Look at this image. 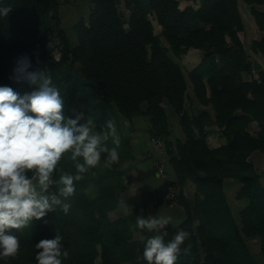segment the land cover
Here are the masks:
<instances>
[{
	"label": "trees",
	"instance_id": "trees-1",
	"mask_svg": "<svg viewBox=\"0 0 264 264\" xmlns=\"http://www.w3.org/2000/svg\"><path fill=\"white\" fill-rule=\"evenodd\" d=\"M91 1L88 20L75 25L79 42L73 45L62 26L60 0H0V8L12 9L7 17L0 16V86L21 96L35 90L26 80L13 78L16 61L26 56L28 71L51 76L64 98L66 116L83 113L80 123L92 117L97 130L113 120L120 138L119 163L83 174L66 201L71 205L67 214L57 208L30 227L10 232L19 237V256L0 259V264H36L35 244L56 232L70 253L64 264H147L140 236L152 233L135 227L136 217H148L147 206L140 212L136 202L123 197L130 188L125 166L137 154L122 121L132 125L139 116L149 120L150 139L166 143L167 169L175 176L185 212L177 226L162 230L166 240L180 229L190 233L177 264H260L248 240H259L264 257V184L250 159L256 151L264 153V69L251 60L242 38L239 0L185 6L181 0ZM244 1L252 5L262 32L251 49L264 54V10L257 7L264 0ZM54 39L59 57L51 49ZM192 49L203 55L186 75L175 58ZM190 86L204 109L188 110ZM169 109L179 117L183 132L175 142L170 139ZM254 122L256 134L250 132ZM210 126L220 129L224 144L210 145ZM107 144L115 147L111 137ZM60 168L75 174L69 154ZM227 179L240 182L237 198L248 200L238 217L228 199ZM189 183L195 186L191 198L185 195ZM92 187L95 197L88 193ZM120 200L128 203L127 214L118 207ZM188 244L190 253L184 255Z\"/></svg>",
	"mask_w": 264,
	"mask_h": 264
},
{
	"label": "clouds",
	"instance_id": "clouds-1",
	"mask_svg": "<svg viewBox=\"0 0 264 264\" xmlns=\"http://www.w3.org/2000/svg\"><path fill=\"white\" fill-rule=\"evenodd\" d=\"M11 10L0 8V16L7 17ZM30 67L26 56L19 58L13 78L35 85L34 91L21 96L11 87L0 86V259L5 261L16 259L21 248L19 237L10 232L30 227L34 219L57 208L67 214L71 205L66 201L75 194V183L83 174L101 164L111 168L119 163L115 122L109 119L97 130L92 117L80 123L83 113L66 116L64 98L51 76L45 71L30 72ZM110 137L115 147L108 146ZM66 154L75 174L60 168ZM118 207L127 214V202L118 201ZM171 222V216L136 217L135 227L152 233L140 236L147 264H177L190 233L180 229L166 240L162 230ZM63 239L56 232L54 238L36 243V264H64L70 253ZM190 250L188 244L183 254Z\"/></svg>",
	"mask_w": 264,
	"mask_h": 264
},
{
	"label": "rangeland",
	"instance_id": "rangeland-1",
	"mask_svg": "<svg viewBox=\"0 0 264 264\" xmlns=\"http://www.w3.org/2000/svg\"><path fill=\"white\" fill-rule=\"evenodd\" d=\"M189 1H194L193 4L198 5L201 0H181V5L185 6L189 3ZM60 14L62 18V26L65 29L71 43L73 45L78 44V36L75 29V25L81 20L85 19L88 20L89 13L93 8V3L91 0H60ZM239 7L241 14L243 16V20L245 23V32L242 35L243 40L245 41L250 58L253 62L259 64L264 69V54L261 53H254L251 49L252 42L256 39H259L262 36V32L258 29L254 17L252 15L251 9L252 5L247 4L244 0H239ZM258 8L264 10V4L258 5ZM156 32H160V28L156 25ZM58 40L54 39L52 43V52L59 57L60 56V47L58 46ZM202 51H198L195 49L190 50L187 54H185L182 58H175L178 61L184 71L185 74L188 73L198 64V62L202 58ZM255 73L257 70L255 69ZM191 88V86H190ZM190 98L187 103V108L190 111H197L200 106L198 101H196L192 96H194L193 90L189 89ZM205 108V107H204ZM202 108V109H204ZM170 115V123L172 126L173 134L170 137L172 141H176L178 138H183V132L180 128L179 117L169 109ZM123 130L126 135L130 133H134L136 125L133 123L131 126L128 121H122ZM125 124V125H124ZM145 123H140L138 126V132L140 136L145 137L147 134V129L145 128ZM216 127L215 133L216 136H220L218 132H221L217 126H210ZM208 127L207 130L210 128ZM258 131V124L256 122L252 123L250 126V132L252 134H256ZM209 134V133H208ZM222 136V135H221ZM213 137V136H212ZM216 138L211 139V145H217ZM159 158L164 160L167 165L168 161V149L166 146V152L159 155ZM251 161L255 164L257 170L262 175V183L264 184V153L256 151L251 156ZM136 161V160H135ZM133 161L130 165L126 164V168L128 169V175L130 176V188L129 191L126 192L123 197L125 199L133 200L136 202L135 206H137L140 212L144 211V206H147L148 216H171L172 222L169 223L170 225L177 226L185 217V212L183 207L179 204V191L177 190V197L175 200L171 201H161L158 199V195L163 190V184L160 180L159 182L155 179V174L152 172L150 167L145 163L142 162V166H137V164ZM153 167V166H152ZM168 168V167H167ZM155 171V169L153 168ZM156 173V171H155ZM157 174V173H156ZM158 175V174H157ZM163 179V178H162ZM174 180L175 176H174ZM166 183V182H165ZM240 182L234 179H227L225 182V188L228 195L229 202L232 206L234 214L238 217L239 212L243 209L247 203V199H238L237 192L240 188ZM89 196L95 197L97 195L96 187H92L89 190ZM195 193V186L192 183H189L185 190V195L189 198L193 197ZM162 202L161 204L157 205L156 202ZM134 206V207H135ZM116 217V213L114 214ZM248 245L250 247L251 252L257 258L260 264H264V257L261 253L260 242L257 239L248 240Z\"/></svg>",
	"mask_w": 264,
	"mask_h": 264
},
{
	"label": "crops",
	"instance_id": "crops-1",
	"mask_svg": "<svg viewBox=\"0 0 264 264\" xmlns=\"http://www.w3.org/2000/svg\"><path fill=\"white\" fill-rule=\"evenodd\" d=\"M199 51V50H198ZM201 61V60H200ZM200 61L198 62V64L200 63ZM197 64V65H198ZM196 65V66H197ZM195 66V67H196ZM190 90H192V86L191 88H189ZM195 99V98H194ZM192 100H193V97H192ZM204 108V106H200L199 109H202ZM211 115L214 116V112L212 111V109L208 108ZM140 123H145V128L147 129L148 126H149V120L147 117H144V116H139L137 117L135 120H134V124L136 125V129L135 131L138 130V126H140ZM125 125V124H124ZM131 126V125H130ZM132 128V126H131ZM181 128V127H180ZM133 130V128H132ZM215 130H216V127H210L207 131L209 133V143L211 145V139L212 138H216L217 139V142H219L217 145H211L212 147H218L222 144L225 143V139L221 136V132H218V134H220V136H216V133H215ZM133 131L134 133H130L129 137L132 138L133 140V144H134V147H135V150H136V154H137V157H136V161L135 163L137 164V166H142V162H145L149 167L150 169L152 170V172L155 174V179L156 181H162V184H163V189L166 187V183H165V180L162 179V177L158 176L155 171L153 170V167H152V160L150 158H147L146 157V154L151 151V144H150V136L149 134L146 132V136L145 137H142L140 136V134L138 132H135ZM217 131V130H216ZM126 135V134H125ZM213 136V137H212Z\"/></svg>",
	"mask_w": 264,
	"mask_h": 264
},
{
	"label": "built area",
	"instance_id": "built-area-1",
	"mask_svg": "<svg viewBox=\"0 0 264 264\" xmlns=\"http://www.w3.org/2000/svg\"><path fill=\"white\" fill-rule=\"evenodd\" d=\"M194 1H189L188 4H193ZM151 151L146 154L147 158L152 160V166L155 169L158 176L162 177L166 182V187L157 196L159 200L171 201L175 200L178 193L174 185V176L168 172L166 163L159 158V155L166 152V143L161 139H151Z\"/></svg>",
	"mask_w": 264,
	"mask_h": 264
}]
</instances>
